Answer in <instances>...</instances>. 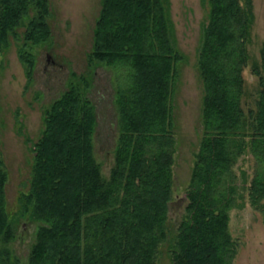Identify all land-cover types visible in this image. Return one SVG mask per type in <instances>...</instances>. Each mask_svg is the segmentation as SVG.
Instances as JSON below:
<instances>
[{
  "label": "trees",
  "instance_id": "1",
  "mask_svg": "<svg viewBox=\"0 0 264 264\" xmlns=\"http://www.w3.org/2000/svg\"><path fill=\"white\" fill-rule=\"evenodd\" d=\"M199 1L201 132L174 232L167 225L172 97L185 55L174 41L170 0H101L87 59L91 67L114 70L112 163L104 174L94 155L90 75L73 72L43 109L27 187L13 215L0 158V264H157L163 242L171 264H235L232 209L248 199L264 220V39L260 58L252 57L253 0ZM49 13L48 0H0V53L17 41L27 83L32 47L51 36ZM247 74L257 77L258 94L255 105L245 106ZM20 217L35 226L25 258L12 247Z\"/></svg>",
  "mask_w": 264,
  "mask_h": 264
},
{
  "label": "rangeland",
  "instance_id": "2",
  "mask_svg": "<svg viewBox=\"0 0 264 264\" xmlns=\"http://www.w3.org/2000/svg\"><path fill=\"white\" fill-rule=\"evenodd\" d=\"M50 38L32 47L35 66L32 79L26 82L23 66L17 56V41L0 53V158L7 171L5 183L6 208L13 215L17 195L26 189L31 171L32 144L43 126V109L66 87L73 72L90 75L87 95L92 100L96 125L93 134L94 155L102 172L108 173L117 136V111L114 102V70L97 63L89 66L87 59L93 39L94 24L101 0H48ZM255 21L249 49L260 58L264 39V0H253ZM174 23V41L184 53L178 67V80L172 97L175 152L172 164V190L167 225L170 233L180 218L184 205L193 153L201 132L202 84L196 68V51L204 8L199 0H170ZM248 93L245 106L255 105L258 82L247 74ZM248 166L252 157L248 158ZM14 251L25 258L33 237L34 223L20 217L16 222ZM230 228L239 241L235 264H264V220L260 210L246 200L244 206L231 211ZM171 231V232H170ZM157 264H171L166 242L161 245Z\"/></svg>",
  "mask_w": 264,
  "mask_h": 264
}]
</instances>
